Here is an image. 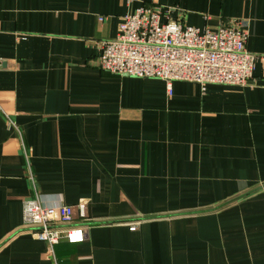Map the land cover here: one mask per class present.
<instances>
[{"label": "crops", "instance_id": "obj_1", "mask_svg": "<svg viewBox=\"0 0 264 264\" xmlns=\"http://www.w3.org/2000/svg\"><path fill=\"white\" fill-rule=\"evenodd\" d=\"M157 1L187 25L245 20L253 79L169 92L102 70L142 1L0 0V264H264V0ZM34 198L71 206L85 241L36 239Z\"/></svg>", "mask_w": 264, "mask_h": 264}, {"label": "built area", "instance_id": "obj_2", "mask_svg": "<svg viewBox=\"0 0 264 264\" xmlns=\"http://www.w3.org/2000/svg\"><path fill=\"white\" fill-rule=\"evenodd\" d=\"M143 5L127 12L112 39L100 43L99 66L102 70L121 76L158 78L166 81L171 92L175 80L232 86L247 85L253 79L260 56L247 49V22L233 19L216 29L187 25L163 12L157 0H126ZM99 16V20H105ZM84 216L85 203L79 205ZM74 210L68 205L44 204L38 198L27 199L23 207V226L33 236L53 247L66 240L82 243L86 230L73 225ZM136 230L137 225H132Z\"/></svg>", "mask_w": 264, "mask_h": 264}]
</instances>
